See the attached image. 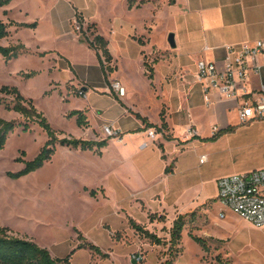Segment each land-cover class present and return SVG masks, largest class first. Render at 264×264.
Segmentation results:
<instances>
[{
	"label": "crops",
	"instance_id": "crops-1",
	"mask_svg": "<svg viewBox=\"0 0 264 264\" xmlns=\"http://www.w3.org/2000/svg\"><path fill=\"white\" fill-rule=\"evenodd\" d=\"M64 1L71 7L73 14L79 11L72 0ZM117 1L121 5L120 11L111 10L108 13L104 31L93 20L91 12L90 15L81 12L84 24L95 23L96 32L108 41L112 55L110 65L114 66V70L107 76L102 71L95 50L80 41L77 35L75 38L78 42L95 55L93 62L71 60L54 50L42 49L38 20H35V27H24L11 25L7 18L6 23H10L7 26L8 34L0 37V42L3 41L0 45L22 43L26 51L14 59L26 55L46 59L44 69L50 76L48 83L59 82L53 75L63 72V82L69 81L79 87L84 98L80 109L93 127L110 124L118 129L119 139L114 142V156L115 167L119 170L112 175L108 173V180L112 178L117 190H122V193L129 191L147 210L172 208L178 213H186L185 209L179 210L184 204L181 195L203 184L204 173L211 174L216 185L222 175L264 167V119L241 123L237 100L211 91L210 101L206 102L201 84L196 79L198 59L220 61L224 55V45L264 39V0H133L132 7H128V0ZM12 3L13 0L1 6L3 13L6 11L5 16L12 10ZM95 4V0H87L89 8L95 7ZM56 7L52 5L47 10L53 36L57 33L53 23ZM170 32L174 36V47L167 40ZM23 33L33 34L35 44L30 45L23 39ZM159 35L161 40L157 42L155 38ZM58 57L65 62V66L60 67L56 60ZM144 58L152 66V78L146 74ZM133 60L139 63V72L146 84L140 85L126 69L120 67L121 63ZM260 61L264 64V57ZM29 70L36 69L25 71ZM16 71L17 68L9 69L7 73L12 75ZM36 71L34 76L40 73ZM112 79L120 80L125 86L124 96L119 97L113 92ZM261 82H264V66L259 75L251 76L249 86L254 90ZM162 110L167 124L164 132L170 138L164 137L163 132L157 131L155 126H146L137 115L159 126ZM229 127L232 129L226 130ZM189 128H192L193 133H189ZM150 129L155 131L153 137L148 135ZM219 131L222 132L211 138ZM107 146L108 140L102 148ZM102 148L100 155L94 149L90 152L87 151L89 149H74H78L76 152L80 154L86 152L102 158ZM201 155H205L203 162L199 160ZM129 163L131 174L124 170ZM167 166H170V170L166 172ZM120 173L128 177L131 187ZM82 185L85 189H94L90 184ZM97 185L106 188L102 183ZM142 192L148 194V205L140 197ZM195 205L193 203L189 208ZM80 242L77 239L72 247L75 249L68 264H100L99 254L87 247L78 248ZM99 248L109 255V252ZM79 250H87L86 260L74 259Z\"/></svg>",
	"mask_w": 264,
	"mask_h": 264
},
{
	"label": "rangeland",
	"instance_id": "rangeland-1",
	"mask_svg": "<svg viewBox=\"0 0 264 264\" xmlns=\"http://www.w3.org/2000/svg\"><path fill=\"white\" fill-rule=\"evenodd\" d=\"M72 1L79 10L74 14L64 0H13L8 16H5L0 6V20H38L42 49L54 50L71 60L93 62L95 55L75 38V35L91 37L92 29L87 28L90 23L84 24L82 13L90 15L91 12L93 20L104 31L108 13L111 10L120 11V2L95 0V7L89 8L87 0ZM52 5L57 6L53 20L57 30L55 36L50 30L47 13L48 7ZM33 37L35 36L31 33L22 34V38L30 45L34 43ZM155 39L160 42L161 36H156ZM1 56L0 85L16 86L22 95L32 98L36 108L43 112L59 137L66 135L97 140L107 138L109 147L102 148L104 156L99 158L86 152L77 153L78 149L70 146L56 144L54 154L43 166L21 177L12 178L7 172L17 171L24 166V161L18 158L32 159L47 139L46 132L36 122L29 123L27 130H23L21 125L16 126L8 134L5 146L0 148V226H9L13 234L34 240L48 248L53 255L65 256L69 253L80 233L81 241L89 240L109 252L107 257L98 253L100 264H160L164 261L169 253V229L179 214L178 210H147L129 191L122 193V190H117L112 178L108 180L111 173L119 170L115 167L114 156V142L119 138L117 134L106 133V124L93 127L88 121L87 125L78 126L76 116L67 115L72 109H80L84 98L79 93V87L69 81L63 82V72L55 71L53 75L59 82L48 83L50 76L44 69L46 59L28 55L18 59ZM56 60L60 67L65 66L60 57ZM50 64L56 68L53 62ZM120 67L126 69L140 85L145 83L136 60L121 63ZM16 68L17 71L12 75L7 73L9 69ZM26 69H36L40 73L25 77L23 73ZM144 88L145 92L146 85ZM112 90L117 95L113 88ZM0 97L4 103H13L11 94L0 92ZM4 103H0V116L22 122L23 117L18 112L5 108ZM124 170L131 174L130 163L126 164ZM121 176L131 187L128 177ZM211 177V174L204 173L203 184L184 191L181 195L184 204L179 210H186V213L182 212L185 214V225L181 241L177 245L179 253L174 258V264H221L222 261L228 264H264V227L253 226L227 208L217 196L216 185ZM82 183L94 186L95 196L90 195L89 187L85 189ZM99 183L107 189L97 185ZM145 193L142 192L140 197L148 205V194ZM193 203L196 205L189 208ZM149 213L163 214L164 220L150 221ZM129 218L156 233L164 242L152 243L130 226ZM189 233L205 238L209 250L202 249ZM86 258L87 250H79L74 256L79 261Z\"/></svg>",
	"mask_w": 264,
	"mask_h": 264
},
{
	"label": "trees",
	"instance_id": "trees-1",
	"mask_svg": "<svg viewBox=\"0 0 264 264\" xmlns=\"http://www.w3.org/2000/svg\"><path fill=\"white\" fill-rule=\"evenodd\" d=\"M10 1L11 0H0V6L7 5L8 3H10ZM142 1L143 0H141V2ZM127 3L128 7H132L134 4L133 0H128ZM4 13H6L5 10ZM10 23L15 24L16 26L24 27H35L37 24L35 20L32 22ZM79 23L82 24L81 21ZM87 28L92 29L91 37L87 35H79V40L86 42L89 47L95 50L102 71L104 75L107 76V71L112 72L114 70V66L110 65L112 55L108 48V41L103 35L96 32L95 23L88 24ZM7 34V23L0 20V37H4ZM138 40L140 43H142L141 38H139ZM24 51H26V48L22 43L10 44L6 46L0 45V54L6 59L17 57ZM40 55H43V53H40ZM144 66L146 68V74L148 78H152V66L145 58ZM36 73V70H29L28 72L23 73V75L25 77H30L32 75H35ZM0 92L11 94L13 96L12 104L4 103L1 97L0 103H4L5 108L14 110L23 117L22 122H16L14 119H5L0 116V148H3L5 146L8 134L13 131L14 128L18 125H21L23 130H27L29 128V123L36 122L47 134L46 141L32 159L24 160L22 158H18L19 160L24 161V166L14 172L8 171L7 174L12 178L21 177L43 166L45 162L50 160L52 155L54 154L56 144L70 146L73 148H80L82 150L94 149L99 155L101 154L100 149L107 144V138L93 140L66 135L59 137L57 131L52 128L43 112L36 108L32 98L22 95L16 86L7 84L0 85ZM67 115L76 116L75 121L78 126H84L88 124L86 115L81 109H72ZM137 115L141 117V119L146 123V126H155L157 131L163 132L164 137H171L169 134L164 132V130L167 128V124L164 120L163 110L160 112L161 124L159 126L157 124L148 122L145 117H142L139 114ZM231 129L232 127H229L226 130ZM220 132L222 131L215 133L211 138H215ZM22 153H24V151ZM169 170L170 166H167L165 168V171L167 172ZM89 193L90 195L95 196L96 191L94 189H90ZM164 217L165 216L163 214H148V218L150 221L154 219L164 220ZM129 224L140 234L148 238L152 243L160 244L164 242L163 238L147 229L144 225L136 222L133 218H129ZM184 225L185 214L179 213L173 220V224L169 229L168 257L160 264H174V258L179 253V248H177V245L181 241V232ZM189 235L201 245L202 249H204L205 251L209 250V245L207 244L205 238L191 233H189ZM77 238L82 239L80 233H78ZM77 247H87L91 250L96 251L97 253H100L103 257L108 256V254L102 252L97 245L87 240L81 241L77 245ZM74 249L75 248H73L67 255L63 257H56L50 253L48 248L39 245L34 240L26 236L13 234L9 226H0V264H68L69 257ZM217 259H220L219 256H217ZM221 264H228V262L222 261Z\"/></svg>",
	"mask_w": 264,
	"mask_h": 264
},
{
	"label": "built area",
	"instance_id": "built-area-1",
	"mask_svg": "<svg viewBox=\"0 0 264 264\" xmlns=\"http://www.w3.org/2000/svg\"><path fill=\"white\" fill-rule=\"evenodd\" d=\"M261 57H264V39L226 44L220 61L198 59L196 79L201 84L204 100L209 102L210 92L216 91L238 101L241 123L264 119V82L254 90L249 86L251 76L259 75L264 66ZM111 86L118 96L125 95L126 89L120 80L114 79ZM104 129L108 135L119 132L110 124L104 125ZM188 131L193 133L192 128ZM154 134L153 129L148 130L150 137ZM199 160L204 161L205 155H201ZM216 185L217 196L227 208L253 226L264 227V167L222 175Z\"/></svg>",
	"mask_w": 264,
	"mask_h": 264
},
{
	"label": "water",
	"instance_id": "water-1",
	"mask_svg": "<svg viewBox=\"0 0 264 264\" xmlns=\"http://www.w3.org/2000/svg\"><path fill=\"white\" fill-rule=\"evenodd\" d=\"M167 40H168V43H169L170 46H172V47L175 46L174 36H173V33L172 32H170L168 34Z\"/></svg>",
	"mask_w": 264,
	"mask_h": 264
}]
</instances>
